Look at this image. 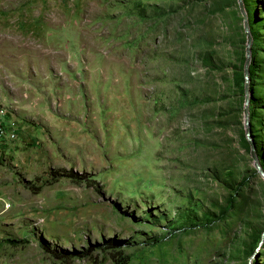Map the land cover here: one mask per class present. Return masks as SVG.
<instances>
[{"label": "rangeland", "instance_id": "1", "mask_svg": "<svg viewBox=\"0 0 264 264\" xmlns=\"http://www.w3.org/2000/svg\"><path fill=\"white\" fill-rule=\"evenodd\" d=\"M242 6L248 122L238 0H0V264H264V0Z\"/></svg>", "mask_w": 264, "mask_h": 264}, {"label": "water", "instance_id": "2", "mask_svg": "<svg viewBox=\"0 0 264 264\" xmlns=\"http://www.w3.org/2000/svg\"><path fill=\"white\" fill-rule=\"evenodd\" d=\"M239 7L241 10V13L244 16L243 12V6H242V0H238ZM244 27L245 31L247 33V40H246V52H245V63H244V79H245V87H244V92H245V102H244V116H245V122H248L249 119V112H248V106H249V100H250V89H249V64H250V57H251V35L248 32V27H247V19L244 16ZM249 132V131H248ZM251 147L253 148V145L251 144Z\"/></svg>", "mask_w": 264, "mask_h": 264}, {"label": "trees", "instance_id": "3", "mask_svg": "<svg viewBox=\"0 0 264 264\" xmlns=\"http://www.w3.org/2000/svg\"><path fill=\"white\" fill-rule=\"evenodd\" d=\"M250 88V87H249ZM50 175L52 177V179L58 180L61 177H69L71 179H75V180H89L88 179V175L85 172H78L76 170L73 169H68V170H51ZM90 182V181H89ZM109 246H113V243L110 242L108 243Z\"/></svg>", "mask_w": 264, "mask_h": 264}, {"label": "built area", "instance_id": "4", "mask_svg": "<svg viewBox=\"0 0 264 264\" xmlns=\"http://www.w3.org/2000/svg\"><path fill=\"white\" fill-rule=\"evenodd\" d=\"M6 109L0 106V142H6L12 133H9V120L6 118Z\"/></svg>", "mask_w": 264, "mask_h": 264}]
</instances>
